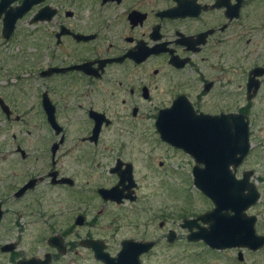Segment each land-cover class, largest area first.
Wrapping results in <instances>:
<instances>
[{
  "label": "flooded vegetation",
  "instance_id": "flooded-vegetation-1",
  "mask_svg": "<svg viewBox=\"0 0 264 264\" xmlns=\"http://www.w3.org/2000/svg\"><path fill=\"white\" fill-rule=\"evenodd\" d=\"M2 1L3 38L12 40L24 25L32 49V62L13 66L6 75L0 70V76L18 82L14 89L24 96L18 101L0 95V115L14 129L5 195L13 211L30 218L23 227L16 222L18 228L46 242L43 258L17 264L47 257L56 264L82 251L106 264L99 257L118 259L127 242L152 243L139 264H215L209 258L221 264L220 253L230 250L240 264L253 260L264 246L219 249L190 240L192 233H212L211 222L199 218L216 207L197 187L208 208L194 214L191 205L171 211V202L153 205L154 199L159 203V187L145 195L151 188L142 177L169 175L168 162L179 161V174L193 178L195 167H205L177 146L195 126L192 113L202 115L204 126L213 120L205 116H226L232 141L235 118L239 124L243 116L250 149L230 169L238 180L251 173L260 197L245 214L255 218V231L264 236L263 196L255 171L246 167L258 145L264 151V0ZM9 12L22 16L6 39ZM220 128L224 131L225 123ZM166 130H174L179 140L164 138ZM171 188L165 187L164 201L177 195ZM7 204L0 197V226L8 217ZM139 210L155 213L150 222H158L162 235L149 238L143 229L139 238L128 236L137 224L124 223L126 216ZM12 244L13 251H2ZM19 246L9 242L0 250L15 258Z\"/></svg>",
  "mask_w": 264,
  "mask_h": 264
},
{
  "label": "water",
  "instance_id": "water-1",
  "mask_svg": "<svg viewBox=\"0 0 264 264\" xmlns=\"http://www.w3.org/2000/svg\"><path fill=\"white\" fill-rule=\"evenodd\" d=\"M6 5V4H5ZM4 2L0 4V9L5 7ZM1 12V11H0ZM22 14L9 12L5 18L4 36L10 39L14 32L17 20ZM65 72L64 69H57L56 72ZM2 101V100H0ZM201 117L192 113L191 124L195 125L191 129H186L187 135L177 146L189 151L196 159L197 164L205 167L194 169V184L207 197L215 203V210L199 219H207L211 222L212 233L206 235L199 231L190 235V240H205L210 246L226 249L232 247H245L252 250H259L264 246V236H260L255 231V218L247 217L245 211L259 200V193L254 183L250 182L251 173L245 174L243 179L238 180L231 171V166L238 167L248 155L250 149L248 123L244 117H240L235 131V139L232 141V133L227 128L228 120L226 116L210 117L208 126H204ZM196 123V124H195ZM225 123V130L220 127ZM174 130H166L163 136L166 139L179 140L174 136ZM248 190V195L244 192ZM235 213L229 216L226 212ZM197 221H188L187 224L195 225ZM194 227V226H193ZM190 226V229L193 228ZM15 246L6 245L3 252H11ZM152 249V243L124 244L122 253L118 259L108 256L99 257L106 264H131L134 259L139 264V257ZM136 252V255L135 253ZM18 264H49L48 257L45 261L31 259L20 261Z\"/></svg>",
  "mask_w": 264,
  "mask_h": 264
},
{
  "label": "rangeland",
  "instance_id": "rangeland-1",
  "mask_svg": "<svg viewBox=\"0 0 264 264\" xmlns=\"http://www.w3.org/2000/svg\"><path fill=\"white\" fill-rule=\"evenodd\" d=\"M27 33V28L22 25L19 28V33L16 35L15 38L12 40H5L1 33L0 28V70L1 74H9L12 71V67L16 66L18 67L20 63L22 65L25 62H32L30 61V53L32 52V49L28 47L27 41L24 40L25 35ZM21 65V64H20ZM0 76V95L6 96V95H12L16 96L17 100L19 98H23L21 92L16 91L14 88L18 85V82L14 79L9 80L7 77ZM39 87V83L36 82V88ZM11 96V97H12ZM24 110V108L20 109L18 111L19 115H22L20 112ZM14 132L13 127L10 123H8L5 119V117L0 115V166H2V174L0 176V197H3L8 204L6 205V208L8 210V217L5 220V222L0 226V248L9 243V242H15L17 241L19 246V252L16 253L17 257L14 258L15 254H4L0 250V264H17V262L21 259H29L32 256L37 258H43L44 257V250L46 242L44 241H38V239H35V236H28V234H38L34 232H27L23 233L18 226L15 224L20 221L21 226L22 224L28 222L30 218L23 217L25 216L24 211H13L15 208L11 205V197H9V194H6V190L4 187L5 180H8V177L10 175L9 172V156L11 154V135ZM18 132V131H17ZM19 133V132H18ZM25 133V131H23ZM170 171L169 175L166 174H159L153 178L148 177H142V181H144V187H150L151 189L145 190L144 193L152 194L154 193V187H159V193L157 196H160L156 199L159 200V203L155 201L154 199V206L162 205L161 203L164 202H171L170 208L171 211H177L179 207L181 208H189L191 205L192 208V214L198 212H202L209 206H207L206 203H204L202 196L200 195V191L197 190L195 184H194V178L190 176H185L184 174H179V172H182V170H178L179 167V161L175 165L173 162H168ZM141 165V164H140ZM176 166V167H174ZM246 167L253 169L255 171V183L258 187L261 189L262 193V200L261 209H264V151L261 145H258L257 151L254 153L253 157L250 158L246 162ZM174 171H177L175 174ZM152 176V175H151ZM150 176V177H151ZM85 180H82V182ZM175 187L174 191L175 194L172 195L171 200H163L164 193H167V190L165 187ZM44 187V186H43ZM153 201V200H152ZM152 203V202H151ZM176 203V204H175ZM156 207V211H157ZM149 209V208H148ZM90 213L94 214L95 211H91ZM186 213V212H183ZM24 214L23 216H21ZM155 213L149 212L148 210H139L136 214H131L128 212L126 216V220L124 223H128L130 226L131 224L136 225L137 229H134V226H131L132 230H129L128 236L129 237H136L138 236L139 232L143 229H147L146 237L153 238L157 237V235H162L163 232L159 231L158 222H150L153 218ZM264 224V223H263ZM147 226V228H146ZM136 231V232H135ZM26 234V235H25ZM260 234V232H258ZM23 239V240H21ZM119 243H116L118 245ZM200 248L197 246H194L192 250H199ZM191 250V248H190ZM236 251H225L223 253H220V263L221 264H240L236 259ZM261 252V253H260ZM256 254V257L251 260V258H247L246 263L241 264H264V248ZM210 259V260H209ZM210 263H217L216 258H209ZM219 259V258H218ZM146 264H154L153 262L146 261ZM56 264H96L94 260H91L88 258V256L85 255V253L82 251L80 256L78 257L76 254H71L69 256H65L60 258ZM191 264H195V262H191ZM204 264V263H201Z\"/></svg>",
  "mask_w": 264,
  "mask_h": 264
}]
</instances>
